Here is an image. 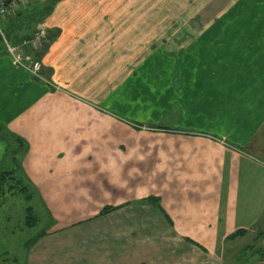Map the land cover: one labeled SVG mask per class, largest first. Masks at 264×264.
I'll return each instance as SVG.
<instances>
[{
    "label": "crops",
    "instance_id": "crops-1",
    "mask_svg": "<svg viewBox=\"0 0 264 264\" xmlns=\"http://www.w3.org/2000/svg\"><path fill=\"white\" fill-rule=\"evenodd\" d=\"M255 2V13L245 15L240 33L254 34L253 40L242 37L243 44L258 48L253 50L264 60V0ZM168 4L22 0L10 8L0 20V169L24 176L43 205L50 212L56 208V216H73L66 230L107 221L112 213H102L107 206L155 196L164 208L142 206L154 208L175 234L178 248L185 249L174 255L177 264H264V228L256 237L261 238L256 258L245 241L232 257L224 250L230 235L234 241L246 237L264 218V65H152L158 39L166 41L171 24L176 36L174 22L199 21L197 14L168 20L161 11ZM41 30L42 46L34 49L31 41ZM4 38L31 60L23 57V65L17 64ZM35 61L41 64L37 75L29 68ZM127 116L152 121L145 126ZM148 130L154 137L160 131L198 137V143H176L177 169L184 175L167 178L165 187L152 174L154 142H144ZM134 165L146 168L138 180L142 195L113 206L108 198L132 193L120 191L116 181L136 182ZM231 197L255 199L257 218L232 233L238 219L231 220ZM218 198L225 199V211ZM196 216L205 220V234L197 239L209 246L206 250L192 240L196 236L190 231L199 230L197 225L185 223ZM141 257L136 254L135 261Z\"/></svg>",
    "mask_w": 264,
    "mask_h": 264
},
{
    "label": "rangeland",
    "instance_id": "rangeland-1",
    "mask_svg": "<svg viewBox=\"0 0 264 264\" xmlns=\"http://www.w3.org/2000/svg\"><path fill=\"white\" fill-rule=\"evenodd\" d=\"M228 1L230 0H177L175 4L170 5L168 4L169 0H167L168 5L161 7V11L168 20L172 17L176 20L181 17L184 18L185 16L183 15V17L182 14L188 16L197 14L199 15V21L196 23L189 19V21L183 19L184 21L181 24L174 22V25L178 26L175 28L177 34L174 36V26L171 24L172 22L170 23L167 20V26L171 25L168 27L166 37H164L166 41L163 42V38L158 39L159 50L152 58V65H264V60L259 57V53L257 54L253 50L258 51V48L254 45L245 46L242 41L244 36L240 33L241 24H245V15L255 13V1L262 0H241L234 7L224 5ZM234 8L235 10L232 11ZM153 9L154 7H152ZM224 9H231V11L223 14ZM217 13L219 14L213 19L212 14ZM262 14H264V10ZM180 34L183 37H180ZM244 38L247 41L253 40L254 34ZM35 64L41 65L38 61L31 63V65ZM151 116L154 119L155 116ZM126 118L130 119L131 117L127 116ZM151 118L148 119L145 116L144 118L131 119L145 125L152 121ZM145 134L144 142H154L150 150V164L152 168L157 170H153L152 174L156 175L159 185L162 186L164 183L163 186L165 187L167 178L174 181L178 177H182L184 174L177 169V158L175 157V153L178 151H175L174 148L177 144L198 143V137L188 135V133L170 134L163 131H160L159 134L156 133L154 137V133L150 130L145 131ZM169 136L172 139L170 142L167 141ZM160 138L161 143H159ZM16 152L17 149L12 153L16 154ZM135 152L137 157L139 151ZM12 153L8 155V158L11 157ZM165 155H167L166 158ZM159 164L161 170L158 169ZM0 168H3V165ZM134 169L136 182L120 181L121 177L117 180L118 182L116 181V184L119 183L121 187L120 191L124 189L125 193L126 191H132V193L127 192L128 194L121 195L118 198H108L113 206L124 200L130 202L128 199L142 195V182L138 180L144 178L141 175V170H146V168L143 165H140V167L134 165ZM162 169L167 173L162 172ZM1 172L2 169H0V175ZM16 177L19 178L18 173H16ZM130 177L129 175L128 179ZM145 178L149 177L145 176ZM20 179L25 181V178L20 177ZM30 184L29 182L28 185L31 187V192H33L34 185ZM109 184V182L106 183V185ZM153 185L156 188L158 186L154 183ZM133 189H136V193L133 192ZM0 192H2V186ZM230 200L234 203L230 207L231 220L233 222L238 219V222H235L230 230L232 233L251 220L257 219L255 214L256 200L251 201L250 199L238 197H231ZM218 201L223 204L222 207L225 211L227 209V206L224 205L226 204L225 199L218 198ZM34 203L37 209V213L34 214L39 218V223L32 228L24 224L25 211L22 207L26 206V203L22 197H13L3 207L0 203V264H159L160 261L166 264H177L175 260L177 258L174 255L178 256L185 251V249L178 248L180 245L175 234L172 230L166 228L163 218L154 208L149 206L128 204L124 208L116 210L114 208L111 211L112 213L108 214L107 221L101 218L103 219L100 220L101 223L91 221L79 227L76 224L70 230H66L72 224L67 226V220H73V216H56L53 213L56 208L52 209L51 212H47L48 208L43 205L42 199L39 201L35 197ZM161 205H163L162 200L159 202L158 207L164 208ZM58 211L60 215L62 210L59 209ZM163 215L165 214L163 213ZM167 215H169L168 212ZM49 216L52 217L50 223L54 222L50 224V229L54 233L53 236L28 246L27 243L34 242L36 234L40 233L43 228L47 232L49 231L47 227ZM245 217L248 221L245 220ZM199 220L196 216V220H185V223L188 227L197 225L199 230H189L196 236H192V240L196 242V245L199 244L200 249L206 250L209 246L203 245L197 239V237H202L205 234L206 227L204 225L205 220ZM256 221V225L247 231L246 237H239L234 241L233 235L229 236L224 244L226 254L232 257L239 250L237 244H242L244 241L253 254L256 253L255 246L261 240V238L256 237L264 228V218L262 223ZM219 248L222 249V245ZM136 254L142 257L148 256L149 260L147 257H141L140 262L135 261ZM256 256L258 255L255 254L254 257L256 258ZM248 261L252 262L253 259L249 258Z\"/></svg>",
    "mask_w": 264,
    "mask_h": 264
},
{
    "label": "trees",
    "instance_id": "trees-1",
    "mask_svg": "<svg viewBox=\"0 0 264 264\" xmlns=\"http://www.w3.org/2000/svg\"><path fill=\"white\" fill-rule=\"evenodd\" d=\"M3 137V136H2ZM20 150H23V148L21 149H17V152H20ZM17 169H20L21 166L17 165L16 166ZM16 173H18L16 170H11V171H2L1 175H0V187L2 186V192H0V203H2V207L8 204V201H11L13 199V197H22L26 203V206H23L22 208L25 211V217H24V224L26 226H29L30 228L34 227L35 225H37L39 223V218L34 214L37 213V209L35 207V197L38 199V193L36 191V189L34 188V191L31 192V187L28 185L29 182L23 181L21 178H24V176H20L19 178L16 177ZM32 185V183L30 184ZM158 197H147L145 199H141V200H136V201H132V204L134 205H144L145 204H151L152 206H158L159 202H157ZM40 201V199H39ZM130 204V203H128ZM126 204V205H128ZM126 205H120L119 207H112V206H107L102 210V213L106 214L110 211H112L114 208L119 209L122 208ZM47 212H50L47 210ZM49 225L47 226L49 228V231L47 232L46 229L43 228V230L40 231V233L36 234L35 240L34 242H29L27 243L28 246H32L36 243H38L40 240H42L44 237H46L47 235H50L53 230L51 231L50 229V223L52 221V217L49 216ZM8 219H10V217H8ZM76 225V224H75ZM239 234V233H238ZM7 259H9L8 257H6ZM6 261V260H4Z\"/></svg>",
    "mask_w": 264,
    "mask_h": 264
},
{
    "label": "built area",
    "instance_id": "built-area-1",
    "mask_svg": "<svg viewBox=\"0 0 264 264\" xmlns=\"http://www.w3.org/2000/svg\"><path fill=\"white\" fill-rule=\"evenodd\" d=\"M22 0H0V20L7 15L8 10L10 8H13L15 6H17V3L20 2ZM0 32L2 33L1 27H0ZM4 36V35H3ZM43 32L41 30V32H39L37 34V37L31 41V44L33 46L34 49H39L42 46V37H43ZM4 42L8 48V51L13 55L15 61L17 62V64L19 65H23V61L22 58L25 57L24 56V52L21 48L19 47H12L10 45V43L4 38ZM27 60H30V57H25ZM31 72L34 75H37L38 71L40 70V65L39 64H35L32 67H29Z\"/></svg>",
    "mask_w": 264,
    "mask_h": 264
}]
</instances>
